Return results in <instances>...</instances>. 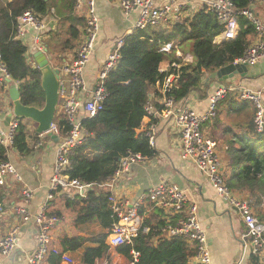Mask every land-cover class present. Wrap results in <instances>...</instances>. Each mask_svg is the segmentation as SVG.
<instances>
[{"label":"trees","instance_id":"obj_1","mask_svg":"<svg viewBox=\"0 0 264 264\" xmlns=\"http://www.w3.org/2000/svg\"><path fill=\"white\" fill-rule=\"evenodd\" d=\"M253 1L230 0L237 11L239 32L235 39L219 45L214 41L221 27L214 14L205 8L173 23L168 29L147 28L125 36L119 62L105 79L107 98L103 109L94 117L81 118L80 125L86 137L69 157L70 164L65 175L70 180L97 187L112 178L120 160L127 155L153 158L155 152L148 139L142 132L138 133L151 91L160 93L166 78L175 75L176 82L166 90L168 98L181 104L192 92L205 97L207 88L202 84V79L242 58L250 46L253 27L241 12L249 10ZM75 3L76 0H0V58L10 78L17 83L23 106L41 109L44 93L40 86V70L27 63L26 47L15 37L17 19L30 11L40 19L51 16L53 19L67 20V38L61 50L69 51L79 37L78 27L84 25V19L74 13ZM183 46L188 48L193 58L190 64H182L174 56L177 48L183 50ZM163 61H169L170 65L179 68L170 66L167 72L160 73L159 66ZM55 121L60 135L67 136L71 129L67 122L60 116ZM19 122L12 148L19 154H27L29 148L25 126L22 120ZM6 152L0 147V163L6 161ZM226 156L229 168L226 186L245 193L255 217L264 224V132L256 133L252 122L245 136H237L234 143H228ZM108 196V193L96 192L94 188L85 194V198H65L67 208L77 209L75 224L97 222L104 231L90 239L75 236L61 240L65 252H74L88 243L89 246L84 247L81 264H109L111 256L106 239L112 220ZM51 213L60 216L56 211ZM162 226L155 229L150 227L147 233L140 232L131 245L116 247L114 252L133 264H191L195 250L181 238L161 237L158 230ZM153 237L156 238V245L152 243ZM132 253L138 255L135 261ZM49 260L51 264L60 263L59 256L52 255Z\"/></svg>","mask_w":264,"mask_h":264},{"label":"built area","instance_id":"obj_2","mask_svg":"<svg viewBox=\"0 0 264 264\" xmlns=\"http://www.w3.org/2000/svg\"><path fill=\"white\" fill-rule=\"evenodd\" d=\"M191 2H194V4L199 2L200 9L205 8L206 11L214 14L217 23L221 27L218 37L223 40L222 42L237 37L239 30L236 20L237 11L230 0H168L160 6L155 5V0H118L117 7L125 18H128L132 12L137 11V20L133 26V31H141L147 28H163L168 23L179 22L181 21V14L185 12L188 13V17H191L200 10L194 8V13L189 12L188 6ZM257 2L264 10V0H258ZM74 13L83 15L84 27L72 61L61 69L67 80L66 82L59 81L58 105L49 132L59 136V128L55 121L57 116L64 118L71 129L58 145L48 191L39 211L33 216L28 213L26 205L33 196L27 188L21 191L22 203L14 208V215L20 221L28 222L33 219L37 227L36 246L34 251L27 256L26 264H45L49 254L59 256L64 264H74L69 255L61 254L51 246L50 233L58 224L59 217L49 214V203L55 197L70 200L77 196L85 198V194L95 188L91 184L70 180L65 172L69 167V157L73 150L80 146L86 137L80 125L79 114L83 118H91L102 111L107 98L104 86L105 79L116 68L120 59V49L123 45L122 39L115 42L98 73L97 83L90 99L83 103L79 98V94L86 90L83 71L94 52L99 32L96 0H76ZM241 15L253 27L254 41L245 51L243 57L234 63L253 66L259 60L264 59V24L255 16L251 8L243 10ZM27 30L34 32V42L38 50L42 51V38L47 30V23L34 13L26 11L17 19L16 39L21 40ZM10 79L0 58V86H7V81ZM176 80L175 75L166 78L160 91L162 110H156L148 102L144 108L145 118L150 120L160 116L174 118L181 159L191 162L205 177L218 197L240 216L244 224V232L240 238L242 255H244L248 246L251 255L258 257L259 254L264 252V224L253 215L249 202L238 197L226 186L222 172V160L217 152V143L208 138L203 131V126L216 118L217 104L227 95L230 89L221 87L214 91L208 99V109L203 114H196L188 105L179 106L172 98L166 96V90L170 89ZM238 99L241 102L250 103L254 107V130L256 133L262 134L264 132V101L261 93L245 90L240 93ZM19 123V119L14 117L10 120L6 129L0 128V147L7 150L6 156L8 151L12 149L13 138ZM142 133L148 139L149 144L152 145L155 133L154 127L150 126ZM144 159L139 154H129L121 159L119 167L109 180L110 184L114 185L131 166L142 163ZM8 178L15 183L21 182V177L16 168L10 162L4 161L0 163V184L3 185ZM108 203L112 223L108 230L106 244L110 248L131 245L132 240L140 232H149V228L142 227V218L139 215L141 206L148 203L152 208L164 214V224L158 230L161 237L183 239L188 246L195 250V255L191 259L192 264H211L206 235L197 218V208L194 204L189 203L185 192L176 185L162 182L150 188L146 194L133 202L127 199H116L109 194ZM17 231V227L13 228L0 241L1 257H8L14 251L17 243ZM132 256L135 261L138 255L132 253Z\"/></svg>","mask_w":264,"mask_h":264},{"label":"crops","instance_id":"obj_3","mask_svg":"<svg viewBox=\"0 0 264 264\" xmlns=\"http://www.w3.org/2000/svg\"><path fill=\"white\" fill-rule=\"evenodd\" d=\"M117 1L96 0L99 32L94 52L83 71L86 90L79 94V98L83 103L90 99L91 93L94 91L97 83L98 73L115 42L123 40L125 36L134 32L133 26L137 20V11L132 12L128 18H125L117 7ZM167 1L155 0V5L160 6ZM257 1H253L251 10L264 24V10ZM194 8H201L199 2L195 4L194 2L189 3L188 11L194 13ZM187 14V12L182 13L180 16L181 20L188 18ZM75 15L83 18V15ZM42 20L47 23V30L42 38V51H46L44 54L50 66L60 71L72 61L84 25L78 27L79 37L73 49L62 51V43L67 38L68 21L58 18L53 19L51 16ZM171 25L168 23L161 30L168 29ZM33 37L34 32L27 30L21 42L26 47L27 63L37 66L34 55L39 50ZM222 41L218 37L215 39L214 44L219 45ZM253 41L254 37L252 36L250 44ZM187 50L177 48L174 54L175 58L180 60L182 64H190L193 61L190 52ZM50 52L56 57L50 55ZM170 66H174L176 69L179 68L174 64L170 65L169 61H163L159 66V72H167ZM61 75V80L66 82V75L63 73ZM202 84L207 88L205 97H199L198 93L192 92L184 102L178 105L186 104L196 114H203L208 109V99L214 91L221 87L230 89L227 95L217 104L216 118L203 126V131L207 137L217 143V152L222 160V172L226 180L229 175L228 159L226 156L228 143H234L237 136H245L247 128L252 122L254 123V107L250 103L239 101L238 98L242 91L247 90L261 93L264 101V59L259 60L253 66H248L243 77L236 75L231 79L230 83L208 80V76L206 75L202 79ZM148 101L156 110H162V95L156 90L151 91ZM12 108V103L8 97V86H0L1 129L7 128L5 122L8 114L12 112ZM79 116L80 119L83 118L81 114ZM13 118L14 116L11 117V120ZM21 120L25 126L26 144L29 148V153L19 154L15 150L10 149L7 154L9 162L20 175L21 182L15 183L8 178L3 185L0 184V241L13 228L17 227V243L14 251L8 257L4 258L0 256V264H26L27 256L34 251L37 227L33 219H30L28 222L20 221L14 215V208L22 203L21 191L27 188L32 192L33 196L26 205L28 213L33 216L39 211L48 191L58 145L64 139L60 133L59 136L54 135L55 138L49 137L48 133L39 135L36 133L37 125L35 123L26 119ZM150 126L154 127L155 132L154 141L150 145L155 152L154 157L145 158L142 163L131 166L114 185H111L110 181H108L95 187L96 192L103 191L108 193V195L111 194L116 199H127L133 202L146 194L150 188L162 182L176 185L185 192L189 203L194 204L197 208V218L206 235L211 264H264V252L259 254L258 257L252 256L250 247L247 246L244 255H242L240 238L244 232V224L240 216L218 197L205 177L191 162L181 159L174 118L164 116L153 120L144 118L138 133L143 132ZM212 132L218 133L217 139L211 136ZM232 192L240 198L247 197L243 192L233 190ZM251 209L255 216L252 206ZM52 211L60 214L58 224L50 233L52 248L61 254L65 253L69 255L74 264H81L84 247L89 246L88 243L74 252H65L62 249L61 240L65 237L70 238L75 236L90 239L103 233V229L97 222L82 225L75 224L77 209L76 207L67 208L64 198L55 197L49 203V214H52ZM139 215L142 218V226L145 228L151 227L155 229L164 223V214L152 208L148 203L141 206ZM152 243L154 245L157 244L155 237H153ZM114 249L110 248L109 253L111 258L109 264H129L123 257L116 254ZM50 256L52 254L47 256L45 264H51L49 260ZM59 264L64 263L60 260ZM101 264H107V262H101Z\"/></svg>","mask_w":264,"mask_h":264},{"label":"water","instance_id":"obj_4","mask_svg":"<svg viewBox=\"0 0 264 264\" xmlns=\"http://www.w3.org/2000/svg\"><path fill=\"white\" fill-rule=\"evenodd\" d=\"M46 52V51H45ZM44 52V53H45ZM36 52L34 55L35 63L41 72L40 86L44 93V105L41 109L35 107H26L20 103L17 85L8 80V97L12 103V112L8 114L5 125L11 120V117L30 120L37 125L36 133L47 135L55 138L49 130L55 118L58 105L59 91V70L53 69L45 54ZM248 69V65L244 63H232L218 69L216 72L208 76V80H216L220 83H230L231 79L238 75L243 77Z\"/></svg>","mask_w":264,"mask_h":264},{"label":"rangeland","instance_id":"obj_5","mask_svg":"<svg viewBox=\"0 0 264 264\" xmlns=\"http://www.w3.org/2000/svg\"><path fill=\"white\" fill-rule=\"evenodd\" d=\"M189 45V44H188ZM182 49L184 50H187V47L186 46H183L182 47ZM185 54V53H184ZM50 55H52L53 57H56V56H54L53 54H52V52H50ZM215 122V121H214ZM211 136L214 138V139H217L218 138V133L217 132H212L211 133ZM244 199L245 200H248L249 201V199H248V197H244ZM264 204V203H263Z\"/></svg>","mask_w":264,"mask_h":264},{"label":"bare ground","instance_id":"obj_6","mask_svg":"<svg viewBox=\"0 0 264 264\" xmlns=\"http://www.w3.org/2000/svg\"><path fill=\"white\" fill-rule=\"evenodd\" d=\"M52 13H53V11H51ZM238 32H239V30H238ZM77 50V49H76ZM39 52H45V51H39ZM91 58V57H90ZM38 68V67H37ZM62 74V70H60L59 71V79H58V82L61 80V75ZM10 80H12V79H10ZM12 82H14L13 80H12ZM16 85H17V83L16 82H14ZM7 86H8V83H7ZM12 148V147H11ZM13 149V148H12ZM6 161H8L9 162V160L8 159H6ZM250 204V203H249Z\"/></svg>","mask_w":264,"mask_h":264}]
</instances>
